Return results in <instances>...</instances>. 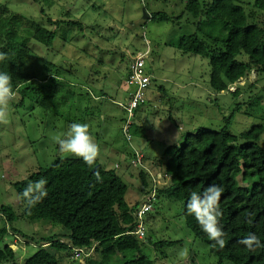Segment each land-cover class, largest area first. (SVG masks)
<instances>
[{"label":"rangeland","instance_id":"obj_1","mask_svg":"<svg viewBox=\"0 0 264 264\" xmlns=\"http://www.w3.org/2000/svg\"><path fill=\"white\" fill-rule=\"evenodd\" d=\"M189 1L0 0V6L10 15L43 25L56 34L51 47L35 40L29 43L31 52L24 69L20 67L17 53L8 63L7 71L11 76L19 74L17 84L23 87L16 91L9 122L0 124V209L11 208L21 216L24 205L15 184L41 168H48L58 157L78 158L60 152L56 142L58 138H65L74 122L87 124L92 132L97 127L91 122L100 119L95 133L90 134L100 146L101 153L114 144L124 153L128 145L122 134L125 113L116 101L122 102L125 98L120 82L127 71L123 55L125 57L124 51L128 47L137 51L150 48L147 71L153 78L152 88L163 89L164 100L172 107V112L184 111L185 117L180 120L184 127H195L185 131L183 137L196 133L200 128L221 130L226 126L225 118L233 112L230 131L234 135L248 132L257 125L264 126V74L261 76L252 72L248 78L230 87L229 91L216 94L210 88L209 60L192 54L184 55L178 49L183 36L198 34L203 38L195 27L198 21L185 14ZM255 1L244 0L243 7L251 18L250 22L264 28V13L253 8ZM144 11L150 16L163 13L172 20H145ZM48 18L64 22L50 26ZM68 21L81 22L85 29L80 31L75 26H69ZM239 59L244 62L249 60L246 55ZM50 63L55 68L52 67L49 73L46 66ZM55 70L59 72L60 81L55 87L56 97L48 103V108L41 104V97H37L33 89ZM30 77L34 80L29 84L21 82ZM236 90L239 97L233 95ZM136 134L133 131L134 138ZM260 144L264 147V135ZM116 163L121 167L116 170L120 173L129 166L130 159H120ZM113 165L114 162L104 164L106 169ZM147 176L150 185L151 176L149 173ZM136 181V184H128L126 202L131 206L142 198L143 182L140 178H136ZM164 181L161 183H166ZM255 183L257 179L244 181L242 175L238 177V184L242 188H252ZM12 224L25 238L52 236L62 231L61 227L50 225L46 220L34 222L20 218ZM145 225L147 238L144 254L156 264H218L219 260L212 254L210 246L197 239L187 227L183 203L161 197L154 211L146 216ZM9 226L5 216L0 215V229ZM149 240L153 243H177L156 249L148 244ZM10 241L14 242L12 234L6 239V242ZM26 249L27 252L21 255L20 264H23L24 255L32 256L38 247L26 245ZM51 252L58 255L61 264H87L85 255L82 261H74L70 255L73 252L57 253L52 249ZM92 261L93 264L100 263L98 259ZM119 263L117 259L113 262ZM224 264L233 263L226 261Z\"/></svg>","mask_w":264,"mask_h":264},{"label":"trees","instance_id":"obj_2","mask_svg":"<svg viewBox=\"0 0 264 264\" xmlns=\"http://www.w3.org/2000/svg\"><path fill=\"white\" fill-rule=\"evenodd\" d=\"M244 4V0H190L185 8V14L198 21L195 27L203 38L198 34L183 36L178 49L184 55L192 54L209 60L210 88L216 94L229 91L253 71L257 75L264 74V28L250 22ZM253 8L264 13V0H256ZM151 19L158 22L172 20L163 13H154ZM47 21L50 26L64 22L51 18ZM66 23L80 31L85 29L81 22ZM55 39L56 34L48 28L10 15L0 6V51L8 54V60L0 62V71H7L14 53H17L20 67L24 69L32 40L51 47ZM243 55L248 56V62L239 59ZM52 67L55 68L52 63L46 66L49 73ZM7 72L10 74V71ZM19 77V74H12L15 91L23 87L17 84ZM58 77L59 72L55 70L33 89L37 97H41V104L48 108V103L56 97ZM33 80L30 77L21 82L29 84ZM233 95L239 97V91L236 90ZM261 100L262 97L259 102ZM234 114L225 118L226 126L221 130L200 128L194 134H186L180 147L167 149L165 167L159 169H163L170 180L159 187L158 193L159 198L166 197L184 204L187 227L197 239L210 246L212 254L219 260L218 264L226 261L264 264V247L253 252L240 243L249 234H255L264 244V147L260 144L264 126L257 125L248 132L234 135L230 131ZM96 173H99L100 181H97ZM240 175L244 181L257 179V183L252 188H242L238 184ZM140 176L145 190L149 191L152 184H148L147 173L142 171ZM40 178L47 180L48 195L29 213L21 193L30 182ZM211 184L224 189L220 200L223 213L220 224L227 233L223 249L212 247L214 242L203 232L195 217L188 214L186 207L192 191L202 193ZM14 187L24 205V212L20 216L11 208L0 209V215H4L10 225L0 229V264H20L21 255L27 252L26 245L38 247V250L32 256L24 255L23 264H61L58 255L51 249L57 253L73 252L70 254L73 259L74 250L82 249L87 264H91L93 259L100 260L101 264H113L115 259L119 264H156L144 254L147 233L144 239L134 234L138 226L136 214L139 204L131 206L126 202L128 183L116 170H107L99 160L89 167L81 158L58 157L51 166L39 169ZM20 218L34 222L46 220L50 225L61 227L63 232L41 238H25L12 224ZM9 234L20 238L18 249H12L6 242ZM175 243L148 242L156 249ZM75 260L82 261V258Z\"/></svg>","mask_w":264,"mask_h":264},{"label":"clouds","instance_id":"obj_3","mask_svg":"<svg viewBox=\"0 0 264 264\" xmlns=\"http://www.w3.org/2000/svg\"><path fill=\"white\" fill-rule=\"evenodd\" d=\"M6 60H8V54L0 51V62ZM12 81V76L8 72L0 71V124H7L9 122L10 107L12 102L15 101L17 97V92L13 88ZM56 142L59 146L60 152L68 153L81 158L89 167H93L96 164L101 153L100 146L95 142L93 136L90 134L89 126L84 123H72L70 125V130L65 134V138H58ZM128 148L132 153L129 144ZM132 156L133 154H131V158ZM116 165L115 170H120L121 167L116 168ZM127 167L132 168L130 166ZM155 170L161 171L159 168H155ZM142 171L149 173L146 170H141L140 172ZM96 179L97 181H100L101 178L99 173H96ZM151 184L153 186L152 180ZM46 185L47 180L40 178L39 180L30 182L24 188L21 195L29 213L37 204L42 202V200L47 197L48 192ZM223 191V187L217 184L209 185L202 193L192 191L186 205L188 214L195 217L203 232L207 234L211 241L214 242L212 247H218L219 249H223L226 246L227 235L220 224V218L223 215L220 207V200ZM141 204H139V208ZM240 243L249 251L253 252L258 248L264 247V244H261V241L255 234H249L242 239Z\"/></svg>","mask_w":264,"mask_h":264},{"label":"crops","instance_id":"obj_4","mask_svg":"<svg viewBox=\"0 0 264 264\" xmlns=\"http://www.w3.org/2000/svg\"><path fill=\"white\" fill-rule=\"evenodd\" d=\"M123 61L126 65L127 71L125 76L121 79L120 82L123 92L125 94V98H123L122 102L116 101L120 109H122L120 107V104L125 103L129 96L128 87L126 86L125 83L129 71L127 66V61L124 55H123ZM149 75L151 76V74ZM152 84H153V78H152ZM163 100H164L163 89L157 87L156 88L154 87L153 89L151 86L148 92V104L142 107L137 115V120L139 121V125L136 129L137 134L133 140L132 145L133 148L141 151L144 154L146 170H151V169L154 170L155 168H159V167L163 168V166L167 161V157H166L167 149L177 145L180 146L183 143L182 141H184L183 134L185 133V131H187L188 129L191 130V128L194 127V126L184 127L180 121L185 117L184 111L175 114L174 112H172V107L168 106L166 104V101ZM161 114L165 116H162ZM98 122H100V119H98V121L94 119L91 122V124L98 128L99 126ZM97 128H95V130H92V132L90 130V132L95 133ZM114 146L115 144L108 147L106 150H103L104 153H100V156L98 158L99 162L103 166L104 164L110 165L112 162H114L113 167L107 170H115V165L117 164L116 161H119L120 159H125L127 161L128 159L131 158L132 153L128 148V145L124 150V153L121 152L118 147H114ZM121 154L125 155L126 158H123ZM140 173L141 172L136 169L125 167L124 170L118 174L122 176L128 184L129 183L136 184L138 182L136 181V178L141 179ZM141 190L142 192L140 193L142 195V198L136 204L142 203L145 197V193L147 192V189L145 190V186Z\"/></svg>","mask_w":264,"mask_h":264},{"label":"built area","instance_id":"obj_5","mask_svg":"<svg viewBox=\"0 0 264 264\" xmlns=\"http://www.w3.org/2000/svg\"><path fill=\"white\" fill-rule=\"evenodd\" d=\"M147 44H149V42ZM150 53V48L144 51H137L133 49H126L124 51L129 71L125 80L126 86L128 87L129 96L125 103L120 104V107L125 113V119L122 124V134L130 145L133 154L132 158L130 159L129 166L140 171L146 170L144 164L145 157L141 151L133 148V131L136 132V129L139 125L137 115L140 109L147 104L146 94L152 84V77L147 73V60ZM119 167V165H116V168ZM146 171H148L149 175L151 176L153 186L147 192L145 199L136 214L138 226L134 234L140 239H144L146 237L147 230L145 226V218L150 212L154 210L155 204L159 200V187L164 186L170 180V176L160 170L151 169ZM163 181L166 183L162 184L161 182ZM13 237L14 242L12 243L10 241L9 244L12 249H18L21 240L19 237L14 235ZM22 248L24 247L22 246ZM84 253L85 252L82 249H75L74 259H81Z\"/></svg>","mask_w":264,"mask_h":264},{"label":"water","instance_id":"obj_6","mask_svg":"<svg viewBox=\"0 0 264 264\" xmlns=\"http://www.w3.org/2000/svg\"><path fill=\"white\" fill-rule=\"evenodd\" d=\"M150 18H151L150 15H148V13L146 11H144V19L149 20Z\"/></svg>","mask_w":264,"mask_h":264}]
</instances>
